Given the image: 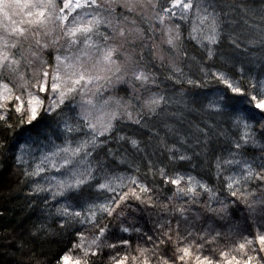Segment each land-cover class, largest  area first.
Wrapping results in <instances>:
<instances>
[{
  "label": "snow or ice",
  "instance_id": "1",
  "mask_svg": "<svg viewBox=\"0 0 264 264\" xmlns=\"http://www.w3.org/2000/svg\"><path fill=\"white\" fill-rule=\"evenodd\" d=\"M253 4L0 0V151L29 126L14 160L69 237L57 264H264V0ZM186 41L207 61L226 41L240 67L197 61L194 80ZM209 79L222 87H183ZM194 157H211L215 186L181 170ZM49 234L45 223L32 233ZM133 234L150 246L133 249Z\"/></svg>",
  "mask_w": 264,
  "mask_h": 264
},
{
  "label": "trees",
  "instance_id": "2",
  "mask_svg": "<svg viewBox=\"0 0 264 264\" xmlns=\"http://www.w3.org/2000/svg\"><path fill=\"white\" fill-rule=\"evenodd\" d=\"M253 6L259 7V0H254ZM186 45L189 50V56L196 57L195 61H190L191 69L185 68V71L194 80H204L200 72V64L197 61L204 63L205 67L209 64L213 65V70L223 68L226 71L235 72L240 67L238 62L231 59L236 57L237 53L226 41L218 47L213 61H207L202 50L194 42L186 41ZM225 61H228V63L225 64ZM245 65H247V61H245ZM247 71L248 68L246 67ZM253 71L258 73L260 68H253ZM166 87H169L170 91H176L180 86H177V89H172L170 85H166ZM183 87L191 89L196 94L203 95L211 93L214 89L222 86L217 84L216 81L209 79L206 88L194 89L189 85H184ZM120 88L123 89L124 85H121ZM118 94L126 96V93L122 90ZM13 119H17V117L13 115ZM190 119L196 121L195 114ZM28 127L27 125L18 126L12 132L6 133V141L12 150L7 152L0 151V213H2L0 215V264H57L58 257L67 247L69 237L67 234L61 235L57 226V219L47 215L44 210L45 205L41 200L30 195L31 180L24 176L22 167L17 166L14 160L16 143L28 134L25 131ZM223 127L227 128V125L225 124ZM161 135H163V131H161ZM0 139H4V137H0ZM257 139L264 143V140L259 135H257ZM212 147L222 151L225 145L220 142H213ZM244 151L249 158L261 155L259 148L249 147ZM160 159L163 158L161 157ZM210 160L211 157H209L208 162L194 157L192 163L196 167L193 168L190 164L185 163L182 164L181 170L203 178L210 185L215 186L217 182L212 175ZM157 187L162 186L157 185ZM171 194L167 188H163L158 193L162 200L165 196H171ZM132 207L136 209V202H133ZM140 207L143 208L144 206L141 205ZM193 211L195 212L196 208ZM133 215L136 217L138 226L142 227L143 231L148 232L150 229H154L156 217L151 214L150 209L144 212L137 209ZM42 223L48 226L51 234L33 236L32 233ZM137 243L143 246H150L143 237L133 234V249ZM225 250L227 248L223 242L216 247L217 254ZM128 251L132 252V249ZM207 251L205 249V253ZM189 264H192V262L189 261Z\"/></svg>",
  "mask_w": 264,
  "mask_h": 264
}]
</instances>
